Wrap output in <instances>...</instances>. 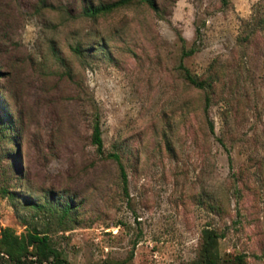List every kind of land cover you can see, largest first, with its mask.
Masks as SVG:
<instances>
[{"label": "rangeland", "instance_id": "1", "mask_svg": "<svg viewBox=\"0 0 264 264\" xmlns=\"http://www.w3.org/2000/svg\"><path fill=\"white\" fill-rule=\"evenodd\" d=\"M46 1L0 0V228L68 264H186L207 227L264 264V0Z\"/></svg>", "mask_w": 264, "mask_h": 264}, {"label": "trees", "instance_id": "2", "mask_svg": "<svg viewBox=\"0 0 264 264\" xmlns=\"http://www.w3.org/2000/svg\"><path fill=\"white\" fill-rule=\"evenodd\" d=\"M38 1V12L42 8H51L52 5L46 0ZM143 3L157 12L158 6L155 0H110L99 1L96 3L85 2L81 7V15L87 18H97L98 16L110 13L118 8L127 6L131 3ZM226 2V0H222ZM78 51V48H74ZM196 51L194 46L181 50V58L188 56ZM184 79L192 86L206 91L204 100L209 102L210 83L206 79L201 78L180 64ZM0 137H2L0 129ZM90 143L94 146L95 151L99 155L113 160L119 170L122 187L125 189L126 176L124 168L120 160V156L116 152L104 153L101 139V130L97 118H94L91 125ZM71 207L70 202L66 203L63 208L66 213ZM220 233L212 228H203L201 230L196 256L193 260L186 264H245L243 254H235L229 257H221L217 250V240ZM0 264H68L62 252L55 248L48 235L42 232L25 231L16 234L10 227L0 228ZM99 264H123V262H107Z\"/></svg>", "mask_w": 264, "mask_h": 264}, {"label": "built area", "instance_id": "3", "mask_svg": "<svg viewBox=\"0 0 264 264\" xmlns=\"http://www.w3.org/2000/svg\"><path fill=\"white\" fill-rule=\"evenodd\" d=\"M1 254V253H0Z\"/></svg>", "mask_w": 264, "mask_h": 264}]
</instances>
